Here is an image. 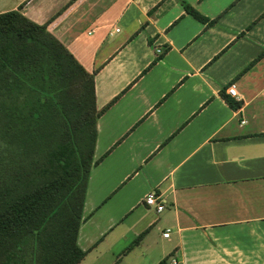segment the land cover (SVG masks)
<instances>
[{"label": "crops", "instance_id": "0c3cea01", "mask_svg": "<svg viewBox=\"0 0 264 264\" xmlns=\"http://www.w3.org/2000/svg\"><path fill=\"white\" fill-rule=\"evenodd\" d=\"M15 8L96 69L108 104L77 264H264V0H0Z\"/></svg>", "mask_w": 264, "mask_h": 264}, {"label": "trees", "instance_id": "16d2710c", "mask_svg": "<svg viewBox=\"0 0 264 264\" xmlns=\"http://www.w3.org/2000/svg\"><path fill=\"white\" fill-rule=\"evenodd\" d=\"M95 71L46 23L19 8L0 12V264H77L85 255L77 237L89 173L102 157L93 158L96 121L108 105H96Z\"/></svg>", "mask_w": 264, "mask_h": 264}, {"label": "built area", "instance_id": "2783aa9c", "mask_svg": "<svg viewBox=\"0 0 264 264\" xmlns=\"http://www.w3.org/2000/svg\"><path fill=\"white\" fill-rule=\"evenodd\" d=\"M156 49H157V52L162 51L161 47H157ZM226 90L229 94L239 99L240 95L238 93L235 82H232L231 84H229ZM145 201L147 204L154 206L157 211H160L164 208V202L161 199V196L157 194L155 191H150L149 193H147V195L145 196ZM168 234H169V229L163 232V235L165 236H167ZM171 264H177V261L175 258H172Z\"/></svg>", "mask_w": 264, "mask_h": 264}]
</instances>
